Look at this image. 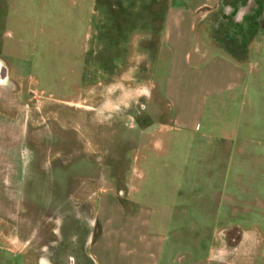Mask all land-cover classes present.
<instances>
[{"label":"rangeland","instance_id":"1","mask_svg":"<svg viewBox=\"0 0 264 264\" xmlns=\"http://www.w3.org/2000/svg\"><path fill=\"white\" fill-rule=\"evenodd\" d=\"M246 163L264 0H0V264H129L148 241L232 264L231 214L264 205L213 185Z\"/></svg>","mask_w":264,"mask_h":264},{"label":"crops","instance_id":"2","mask_svg":"<svg viewBox=\"0 0 264 264\" xmlns=\"http://www.w3.org/2000/svg\"><path fill=\"white\" fill-rule=\"evenodd\" d=\"M168 15L170 19L174 18L175 20H179L180 18L178 11L174 12V10L171 8L168 10ZM192 129L200 131L201 120L192 125ZM250 152L253 155H258V152L254 148ZM211 168L212 167H210V171L212 170ZM248 171L256 173L264 172V164H261V166H259L258 163L242 164L240 175L237 177L235 176L234 179H227L225 174L218 175L219 179L218 181L214 182L216 184H214L213 187L218 190L219 196L223 195L225 199H227L228 195L230 194L228 189L233 187L235 188L236 196L240 198L258 197V202L264 205V181H261V183L257 184L256 181H258V176H255L256 179L253 178L254 180L245 179L243 173ZM211 183L212 181L209 179L208 184L211 185ZM249 188H251V190H249ZM105 201L106 200L103 199V202ZM217 215L219 218L227 217L221 213V211H219ZM232 216H234L235 219L241 220V222L234 224L237 231V236L233 247L225 241L217 247L219 256L232 264H264V210L251 212L250 214L244 212H235V214H231V217ZM244 219L247 222H243ZM142 248L141 257H139L134 262L130 260L129 264H150L151 262L153 264H166V248L164 245H159L158 243L156 244L148 241L146 245H143ZM129 253H131V250H129ZM39 259L40 264L47 263L45 257L42 256Z\"/></svg>","mask_w":264,"mask_h":264}]
</instances>
